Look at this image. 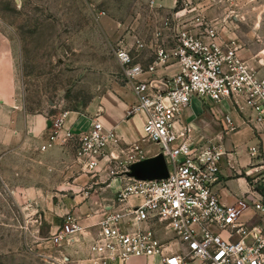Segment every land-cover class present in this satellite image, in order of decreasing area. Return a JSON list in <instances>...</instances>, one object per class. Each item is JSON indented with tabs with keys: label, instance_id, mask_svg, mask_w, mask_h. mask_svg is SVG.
<instances>
[{
	"label": "built area",
	"instance_id": "obj_1",
	"mask_svg": "<svg viewBox=\"0 0 264 264\" xmlns=\"http://www.w3.org/2000/svg\"><path fill=\"white\" fill-rule=\"evenodd\" d=\"M185 10L171 12L157 28V37L166 32L172 43L157 45L153 63L145 66L135 61L130 50H117L127 84L138 99L129 115L141 110L147 115L140 142L126 143L116 128L100 121L98 113L88 130L64 128L67 110L52 119L41 144L47 150L57 142H72L77 163L95 174L105 158L126 171L130 164L149 156L143 143L150 142L158 146L154 155L165 156L168 177H130L95 233L72 210L67 211L50 238L53 245L81 234L92 235L90 250L104 263L158 257L159 264H264V175L254 176L264 171V61L252 64L240 54L236 40L203 14L196 16L194 24H185ZM174 63L178 65L174 73L154 76ZM196 96L227 105L253 128L254 137L247 146L250 161L244 172L252 182L234 203L223 201L217 188L223 178L222 159L230 150L222 140L196 135L194 124L184 121ZM222 124L224 133L240 126L227 110ZM131 197L138 202L131 203Z\"/></svg>",
	"mask_w": 264,
	"mask_h": 264
},
{
	"label": "rangeland",
	"instance_id": "obj_2",
	"mask_svg": "<svg viewBox=\"0 0 264 264\" xmlns=\"http://www.w3.org/2000/svg\"><path fill=\"white\" fill-rule=\"evenodd\" d=\"M184 9L185 24L203 14L236 40L252 64L264 61V0H0V30L15 51L24 108L51 119L70 109L85 110L114 81L127 83L117 50H130L145 66L153 63L156 50L150 44L156 49L164 41L172 43L166 32L157 37V28L171 12ZM211 103L206 101L208 107ZM9 135L0 132V264H70L50 243L51 229L37 231V225L44 219L49 227L61 219L57 209L64 177L77 168L87 170L77 163L72 142L60 144L53 155L54 146L46 150L38 141ZM19 186L22 192L12 191ZM53 201L55 209H48ZM39 233L42 239L35 241L32 234Z\"/></svg>",
	"mask_w": 264,
	"mask_h": 264
},
{
	"label": "crops",
	"instance_id": "obj_3",
	"mask_svg": "<svg viewBox=\"0 0 264 264\" xmlns=\"http://www.w3.org/2000/svg\"><path fill=\"white\" fill-rule=\"evenodd\" d=\"M155 0H153V3ZM155 52V48L150 44ZM244 50L240 54L244 57ZM177 64H170L162 67L154 74L156 77L174 73L177 71ZM16 57L12 49V42L6 35V32L0 30V132L3 135L9 131V136L16 137L21 142L38 141L43 143L51 127L48 126V120L52 119L46 112L37 111L28 112L22 103L17 92ZM134 91L126 83L114 81V84L106 87L99 96H97L88 105L85 110L70 109L65 115L64 128H70L74 132L88 130L92 118L98 113V118L109 128H116L124 141L128 144H135L141 141L145 130L144 126L147 115L144 110L129 115V108L137 101ZM222 103L210 107L206 105L204 98L196 96L192 105L188 108L184 121L194 124L195 134L206 135L216 141L222 140L228 154H225L222 163V182L217 187L221 198L225 202L234 203L238 196H242L250 188L247 177L241 173H234L232 167L240 171H246L250 161L248 143L254 137V131L250 124H244L242 119L235 111V123L240 125L232 133H224L222 118L226 111ZM228 111V110H227ZM264 135V134H263ZM4 137V136H3ZM61 142H57L49 154H55L60 148ZM151 143H143V146L149 151L148 155H154L157 150L152 151ZM154 145V144H153ZM227 153V152H226ZM38 165V159H35ZM108 158L100 162L98 171L95 174L83 172L77 168V172L71 174L69 171L59 190L62 194L61 203H58L61 219H53V225L47 226L43 219L38 223L37 231L51 229V236L58 230L64 214L72 210L79 218L83 226H89L93 233L96 232L98 222L105 216L106 210L110 205L115 204L114 198L117 192L130 183L131 179L126 174L124 167L120 164H108ZM36 165V166H37ZM78 166V165H76ZM20 187V186H19ZM13 188L14 192H22L23 189ZM41 204V203H40ZM39 204V207L41 206ZM48 209H55V202ZM116 205V204H115ZM46 218H50L49 212L45 213ZM35 241L42 239V235L32 234ZM92 235L85 236L78 234L75 237L66 239L57 246L60 253L66 255L70 264H159V258L134 257L128 261L121 259L111 260L104 263L101 257L93 254L90 250ZM51 238V237H50ZM51 243V239H50Z\"/></svg>",
	"mask_w": 264,
	"mask_h": 264
},
{
	"label": "water",
	"instance_id": "obj_4",
	"mask_svg": "<svg viewBox=\"0 0 264 264\" xmlns=\"http://www.w3.org/2000/svg\"><path fill=\"white\" fill-rule=\"evenodd\" d=\"M47 124L50 127L52 125V121L48 120ZM126 174L129 177L138 180H159L168 177L169 168L163 153H158L153 156L149 155L142 158L140 161L130 164L126 170Z\"/></svg>",
	"mask_w": 264,
	"mask_h": 264
},
{
	"label": "trees",
	"instance_id": "obj_5",
	"mask_svg": "<svg viewBox=\"0 0 264 264\" xmlns=\"http://www.w3.org/2000/svg\"><path fill=\"white\" fill-rule=\"evenodd\" d=\"M263 192H264V190H263Z\"/></svg>",
	"mask_w": 264,
	"mask_h": 264
}]
</instances>
